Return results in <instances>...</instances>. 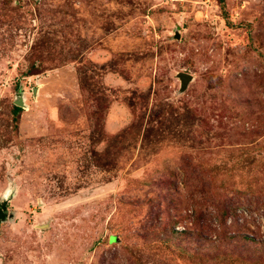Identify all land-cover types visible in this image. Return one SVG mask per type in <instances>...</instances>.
<instances>
[{
    "label": "rangeland",
    "instance_id": "1",
    "mask_svg": "<svg viewBox=\"0 0 264 264\" xmlns=\"http://www.w3.org/2000/svg\"><path fill=\"white\" fill-rule=\"evenodd\" d=\"M0 206V264H264V0H0Z\"/></svg>",
    "mask_w": 264,
    "mask_h": 264
},
{
    "label": "water",
    "instance_id": "2",
    "mask_svg": "<svg viewBox=\"0 0 264 264\" xmlns=\"http://www.w3.org/2000/svg\"><path fill=\"white\" fill-rule=\"evenodd\" d=\"M180 78L184 79V80H182L183 83L186 82L185 80H187V77L184 76V75H181ZM17 105H20V104H17ZM4 211H5V207L0 206V220H1V218H3V213L2 212H4Z\"/></svg>",
    "mask_w": 264,
    "mask_h": 264
},
{
    "label": "trees",
    "instance_id": "3",
    "mask_svg": "<svg viewBox=\"0 0 264 264\" xmlns=\"http://www.w3.org/2000/svg\"><path fill=\"white\" fill-rule=\"evenodd\" d=\"M18 111H20V108L19 107H14V112H18Z\"/></svg>",
    "mask_w": 264,
    "mask_h": 264
}]
</instances>
